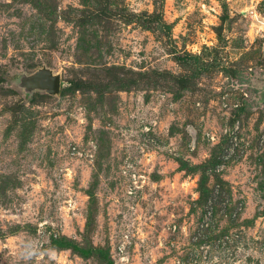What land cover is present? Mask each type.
I'll return each mask as SVG.
<instances>
[{"label": "rangeland", "instance_id": "rangeland-1", "mask_svg": "<svg viewBox=\"0 0 264 264\" xmlns=\"http://www.w3.org/2000/svg\"><path fill=\"white\" fill-rule=\"evenodd\" d=\"M0 264H264V0H0Z\"/></svg>", "mask_w": 264, "mask_h": 264}, {"label": "water", "instance_id": "water-1", "mask_svg": "<svg viewBox=\"0 0 264 264\" xmlns=\"http://www.w3.org/2000/svg\"><path fill=\"white\" fill-rule=\"evenodd\" d=\"M0 85L18 96V104H29L34 95L49 97L58 95L59 72L45 62L33 66H13L0 71Z\"/></svg>", "mask_w": 264, "mask_h": 264}]
</instances>
